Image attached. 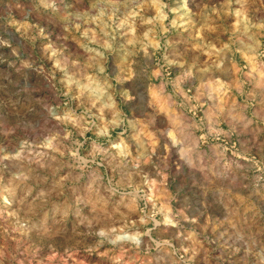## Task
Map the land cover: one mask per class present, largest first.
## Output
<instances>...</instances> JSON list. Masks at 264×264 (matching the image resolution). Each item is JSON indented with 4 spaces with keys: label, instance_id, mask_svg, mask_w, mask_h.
I'll return each mask as SVG.
<instances>
[{
    "label": "rangeland",
    "instance_id": "rangeland-1",
    "mask_svg": "<svg viewBox=\"0 0 264 264\" xmlns=\"http://www.w3.org/2000/svg\"><path fill=\"white\" fill-rule=\"evenodd\" d=\"M0 264H264V0H0Z\"/></svg>",
    "mask_w": 264,
    "mask_h": 264
}]
</instances>
